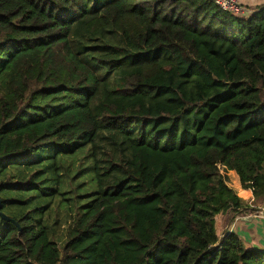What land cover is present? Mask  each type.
I'll return each mask as SVG.
<instances>
[{
    "label": "trees",
    "instance_id": "trees-1",
    "mask_svg": "<svg viewBox=\"0 0 264 264\" xmlns=\"http://www.w3.org/2000/svg\"><path fill=\"white\" fill-rule=\"evenodd\" d=\"M253 11L0 0V199L21 228L0 218V264H264L217 228L246 208L222 170L264 200V5ZM107 27L127 56L76 48ZM14 166L29 172L8 177Z\"/></svg>",
    "mask_w": 264,
    "mask_h": 264
},
{
    "label": "crops",
    "instance_id": "crops-1",
    "mask_svg": "<svg viewBox=\"0 0 264 264\" xmlns=\"http://www.w3.org/2000/svg\"><path fill=\"white\" fill-rule=\"evenodd\" d=\"M244 7L255 10L264 5V0H242ZM228 186L246 204L240 215L226 214L217 223L221 237L226 232L238 235L243 246L248 250L264 251V200L255 199L251 190L242 187L239 176L234 171H225Z\"/></svg>",
    "mask_w": 264,
    "mask_h": 264
},
{
    "label": "rangeland",
    "instance_id": "rangeland-1",
    "mask_svg": "<svg viewBox=\"0 0 264 264\" xmlns=\"http://www.w3.org/2000/svg\"><path fill=\"white\" fill-rule=\"evenodd\" d=\"M98 40H101L102 44L105 45L108 48V50L116 52L119 56L125 57L128 55V53H127L128 51L124 48L120 39L114 35L111 28H109V27L105 28L104 33H102V34L101 33L88 34V33H85L84 31H80L74 40V44H75L76 48H80V49H82L83 47H86V46L92 48L93 45H95V42H93V41H98ZM101 52L103 53L104 50ZM88 54H89V56H93V55H96L97 53H94L93 49H90ZM92 66H93V69L97 72V74L101 77V79H107L106 75L109 74V72H108V69L106 67H104L102 65H98L97 63H93ZM118 78H119V81H122V79H123V77L121 75H119ZM84 154H86V153L85 152L80 153V155H84ZM42 155L46 156V157H50L52 155V152L51 151H44V152H42ZM80 155H79L78 159L77 160L75 159L73 162L71 160H68L67 166H71L72 169L75 171L80 169V168L86 167L88 165V160L86 159V157L84 158L85 155L84 156H80ZM34 160H38V157H33V158H31L30 161H34ZM52 162L53 161L48 160L44 163H45V165L48 166ZM12 172H14L16 175H17V173L18 174L28 173L29 168H27V166L9 167V169L7 170L8 177H10L12 175ZM225 173L226 172L224 170H222V174L224 176H226ZM81 181H83L86 184L85 186L81 187V189H80L81 192H85V191L91 192L93 190V184L91 182V177L89 174L82 176ZM78 183H79L78 181H75L74 184H72V185L70 184L69 188L74 189V187ZM6 193H7V196L5 195V193L1 194V196L3 198L4 197L9 198V197L15 195V193H13V192H6ZM36 204H37L36 200L30 201L28 208H31ZM4 214L9 216L10 218H16V217H18L19 209L16 206L8 205L4 209ZM2 226H3V224L0 222V229L2 228ZM58 243H59V246H62V242H58Z\"/></svg>",
    "mask_w": 264,
    "mask_h": 264
},
{
    "label": "built area",
    "instance_id": "built-area-1",
    "mask_svg": "<svg viewBox=\"0 0 264 264\" xmlns=\"http://www.w3.org/2000/svg\"><path fill=\"white\" fill-rule=\"evenodd\" d=\"M213 4L225 13L238 17H250L254 11L243 6L242 0H211Z\"/></svg>",
    "mask_w": 264,
    "mask_h": 264
},
{
    "label": "water",
    "instance_id": "water-1",
    "mask_svg": "<svg viewBox=\"0 0 264 264\" xmlns=\"http://www.w3.org/2000/svg\"><path fill=\"white\" fill-rule=\"evenodd\" d=\"M0 218H1L3 221H5V222L15 224V225L18 227L19 232L21 231V228H20L19 224L16 223L15 220L11 219L9 216H7L6 214H4V213L2 212V201H1V199H0Z\"/></svg>",
    "mask_w": 264,
    "mask_h": 264
}]
</instances>
